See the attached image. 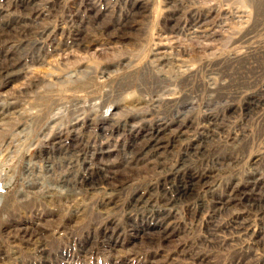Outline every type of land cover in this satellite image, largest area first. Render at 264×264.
I'll list each match as a JSON object with an SVG mask.
<instances>
[{
	"label": "rangeland",
	"instance_id": "obj_1",
	"mask_svg": "<svg viewBox=\"0 0 264 264\" xmlns=\"http://www.w3.org/2000/svg\"><path fill=\"white\" fill-rule=\"evenodd\" d=\"M263 215L264 0H0V264H264Z\"/></svg>",
	"mask_w": 264,
	"mask_h": 264
},
{
	"label": "bare ground",
	"instance_id": "obj_2",
	"mask_svg": "<svg viewBox=\"0 0 264 264\" xmlns=\"http://www.w3.org/2000/svg\"><path fill=\"white\" fill-rule=\"evenodd\" d=\"M130 5V4H129ZM32 7V6H31ZM30 7V8H31ZM129 7H131V6H129ZM33 9V8H32ZM34 28V27H33ZM79 40V39H78ZM12 66V65H11ZM14 67V66H13ZM7 73V72H6ZM248 102V101H247ZM248 108V107H247ZM175 130V129H174ZM179 136H181V135H179ZM160 139V138H159ZM63 141V140H62ZM146 141V140H145ZM60 142V141H59ZM57 145V144H56ZM62 146V145H61ZM67 146V145H66ZM143 147V146H142ZM133 149V148H132ZM131 149V150H132ZM157 149V148H156ZM154 150V149H153ZM157 151V150H156ZM188 153V152H187ZM193 153V152H192ZM134 154V153H133ZM156 157V156H155ZM151 158V157H150ZM182 164V163H181ZM187 165V164H186ZM182 167V166H181ZM181 167H180V169H181ZM104 170V169H103ZM168 170V169H167ZM179 170V169H178ZM99 171V170H98ZM177 171V170H176ZM175 173V172H174ZM196 174V173H195ZM202 174V173H201ZM202 176V175H201ZM101 177H103V176H101ZM177 177V176H176ZM82 179V178H81ZM173 180V179H172ZM93 181V175H91V174H87L86 176H85V179H84V182L85 183H88V184H90L91 182ZM103 181V180H102ZM171 181V180H170ZM205 182V181H204ZM95 183V182H94ZM93 183V184H94ZM82 184V183H81ZM179 184V183H178ZM192 186H193V184H192ZM195 188V187H194ZM175 192L174 193H172V194H174L175 195V201L177 202V201H180V200H183V199H186V197H187V195H188V188H187V186H177V187H175ZM252 191V190H251ZM190 194V193H189ZM192 194V193H191ZM189 197V196H188ZM242 198V197H241ZM139 199V198H138ZM142 200V199H141ZM232 200V199H231ZM135 201H138V200H136L135 199ZM130 202V201H129ZM172 202V201H171ZM177 203H179V202H177ZM261 203V202H260ZM136 205V204H135ZM143 206H144V204H143ZM172 206V205H171ZM250 206V205H249ZM256 206V205H255ZM261 206V205H260ZM141 207V206H140ZM258 207V206H257ZM166 208V207H165ZM253 208V207H252ZM256 208V207H255ZM251 209V208H250ZM252 210V209H251ZM168 211V210H167ZM255 211V210H254ZM160 212V211H159ZM260 212V211H259ZM152 213V212H151ZM175 214V213H174ZM166 215V214H165ZM264 216V215H263ZM167 217V216H166ZM156 218V217H155ZM161 218V217H160ZM159 218V219H160ZM238 218V217H237ZM167 219H169V218H167ZM167 222V221H166ZM164 223V222H163ZM169 223V222H168ZM171 225V224H170ZM166 227V226H165ZM168 227V226H167Z\"/></svg>",
	"mask_w": 264,
	"mask_h": 264
}]
</instances>
